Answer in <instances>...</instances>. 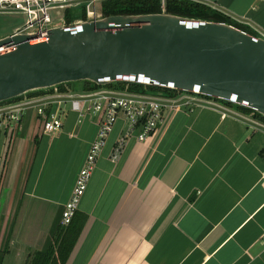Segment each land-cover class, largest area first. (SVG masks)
<instances>
[{"label":"crops","instance_id":"1","mask_svg":"<svg viewBox=\"0 0 264 264\" xmlns=\"http://www.w3.org/2000/svg\"><path fill=\"white\" fill-rule=\"evenodd\" d=\"M191 1L264 31V0ZM60 114L53 134L33 109L0 128L1 264H24L44 247L96 136L100 114L68 102ZM125 127L119 118L97 158L65 264H264V127L208 106L168 111L113 163Z\"/></svg>","mask_w":264,"mask_h":264},{"label":"water","instance_id":"2","mask_svg":"<svg viewBox=\"0 0 264 264\" xmlns=\"http://www.w3.org/2000/svg\"><path fill=\"white\" fill-rule=\"evenodd\" d=\"M34 38L0 37V103L67 82L122 80L199 91L264 116V38L231 24L164 11L102 15Z\"/></svg>","mask_w":264,"mask_h":264},{"label":"built area","instance_id":"3","mask_svg":"<svg viewBox=\"0 0 264 264\" xmlns=\"http://www.w3.org/2000/svg\"><path fill=\"white\" fill-rule=\"evenodd\" d=\"M97 1L0 0V13L19 12L25 15L24 23L18 26L15 31L35 35L34 40H40L46 37L48 30L53 25H77L83 20L101 17L102 13L95 6ZM80 4L85 8V18H76L70 23H66L62 14L63 9L76 7ZM50 11H55L58 17H53ZM253 32L264 38V31L255 30ZM47 90L49 89L45 91ZM223 101L215 96L195 90H177L176 93H168L162 90L137 91L106 85L90 91L59 92L55 90L43 95L23 97L20 100H9L0 103V128L12 123L17 124L27 109H33L40 120L42 132L45 134L56 133L62 126L60 112L61 105L65 102L70 104L71 110L82 115H101L96 136L90 143L83 165L76 175L69 198L63 204L61 210L60 224L66 226L78 209L80 198L87 187L97 158L119 118L125 120L126 127L111 147L109 159L113 163L119 160L129 139L135 138L138 141H146L152 136L158 125L163 121L164 114L168 111L181 112L191 110L196 106H208L219 109L222 111L223 116L226 112H230L240 117L251 128L264 127L263 122L225 105ZM261 239L264 241V231Z\"/></svg>","mask_w":264,"mask_h":264},{"label":"trees","instance_id":"4","mask_svg":"<svg viewBox=\"0 0 264 264\" xmlns=\"http://www.w3.org/2000/svg\"><path fill=\"white\" fill-rule=\"evenodd\" d=\"M100 1L98 9L103 16L110 15H137V14H149L160 13L162 11L180 15L184 17L212 20L216 22H225L231 24L249 34H253L248 27L231 20L229 17L211 9L210 7L191 0H98ZM63 17L66 23H70L76 18H85V8L83 5L76 7H66L62 11ZM77 83V84H76ZM106 86H115L120 88H127L128 90L146 91L147 89L152 91H165L168 93H176L177 90L167 87H157L152 85H145L137 82L129 81H116L106 84ZM78 87V88H77ZM102 85L95 84L91 81H75L59 84L55 87L49 88V90H57L59 92L66 91H90L98 89ZM42 91L36 90L28 92L24 95H20L12 100H20L23 97H34L40 95ZM9 101V100H8ZM223 103L229 107H235V110L244 114H249L252 117L258 119L264 123V116L260 115L256 111L240 106L233 105L231 102L223 101ZM262 153L264 150L261 151ZM82 220L75 222V215L71 219L70 223L66 226L60 224V219L54 226L50 236L47 239L46 244L42 249L35 250L27 256L24 264H65L66 260L76 242L79 232L82 228ZM3 252H0V264L2 260Z\"/></svg>","mask_w":264,"mask_h":264},{"label":"rangeland","instance_id":"5","mask_svg":"<svg viewBox=\"0 0 264 264\" xmlns=\"http://www.w3.org/2000/svg\"><path fill=\"white\" fill-rule=\"evenodd\" d=\"M99 3L100 1H97V3L95 4L96 9H98L99 7ZM50 13L53 15V17H58L57 13L55 11H50ZM26 17L25 15L19 13V12H5V13H0V37L8 34L9 32H11L15 27L20 26L21 24L24 23ZM77 84V83H76ZM78 88V87H77ZM54 90H47V91H42L41 95L45 94V93H51ZM76 91H79L78 89H76ZM220 102V101H219ZM221 103V102H220ZM236 105V104H233ZM233 109H235V107H232ZM14 256V252H12L9 256L8 259H12Z\"/></svg>","mask_w":264,"mask_h":264}]
</instances>
